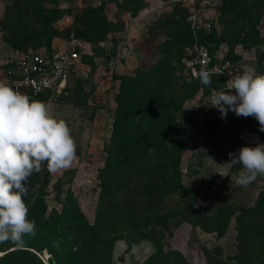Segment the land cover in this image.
<instances>
[{"label": "trees", "instance_id": "1", "mask_svg": "<svg viewBox=\"0 0 264 264\" xmlns=\"http://www.w3.org/2000/svg\"><path fill=\"white\" fill-rule=\"evenodd\" d=\"M123 2L134 4L136 0ZM179 4L175 2L171 11L156 22L164 36L156 44L157 58L149 65L134 68L131 74L114 76L118 86L113 96L115 107L105 159L98 171L94 221H86L69 192L59 211L51 208L46 213L41 189L26 185L24 200L29 208L28 218L35 221V232L23 237V248L8 249L17 244L0 242V250L4 251L0 264H111L112 243L123 236L152 243L153 252L140 264H184L178 253L161 250L159 239L168 223L185 221L191 227L221 236L233 214L236 253L223 259L217 247L203 248L206 264H264V193H259L248 207L234 210L217 206L204 212L193 208L196 190L183 186L180 176V157L189 123L183 103L199 89L204 95L223 86L222 80L214 76L211 81H220L217 87L192 77L184 66L183 48L197 43L212 54L225 43V58L236 62L240 57L233 53L234 46L240 45L242 50L264 47V36L257 29L264 0H221L220 17L230 26L219 32L209 24L207 29L198 27L192 33L184 13L186 8ZM137 8L139 4L134 5L133 13ZM45 11L41 30L29 33L24 31L18 12L6 42L17 49L31 45L48 50L50 39L57 33L51 22L61 17L64 10L50 7ZM76 21L81 28L75 27V33L92 41L103 39L111 27L100 4L84 6ZM114 45L108 55L114 53ZM184 68L186 74L182 73ZM216 126L211 121L204 122L203 129L208 133L205 140L220 133ZM242 126L264 142L257 120L244 124L237 119L224 132ZM223 137L227 139L226 135ZM44 254L48 255L45 261L41 259Z\"/></svg>", "mask_w": 264, "mask_h": 264}, {"label": "rangeland", "instance_id": "2", "mask_svg": "<svg viewBox=\"0 0 264 264\" xmlns=\"http://www.w3.org/2000/svg\"><path fill=\"white\" fill-rule=\"evenodd\" d=\"M119 3L117 4L116 3ZM0 0V68L13 49L5 40L11 27L16 25V15L22 16L23 28L26 33L39 32L47 12L45 9L57 7L64 14L51 22L57 32L49 42L51 47L71 46L77 49L83 62L80 76H70L66 82V93L58 98L45 102L54 116L68 123L71 134L76 141V159L71 167L56 172H48L46 164L44 171L34 173L26 185H32L33 190L41 189L42 198L46 204V213L51 208L60 210L61 201L69 192L76 202L79 212L88 223L95 218V207L98 196L99 168L105 159V148L108 142L115 102L113 96L117 91L118 75L131 74L134 68L151 64L158 56L156 44L164 36L160 33L157 21L171 11L175 2L186 8V16L190 11L200 19L207 21L217 32L225 26H230L220 17L218 7L221 0H136L128 4L123 0ZM102 6L103 16L110 22V31L101 40L92 41L75 33V27L81 28L76 16L80 15L84 6ZM135 4L139 8L133 13ZM143 20L141 13H145ZM187 19V18H186ZM260 35L264 36V4L261 17L257 24ZM44 39V38H43ZM129 42L131 45L126 57L111 69L105 66V59L115 42ZM220 45L228 48L225 43ZM219 45V46H220ZM44 46L27 45L22 49H38ZM238 56L242 57L244 68H253L257 73H264L263 46L256 49L242 50L236 45ZM46 49V48H45ZM237 55V54H236ZM262 56V57H261ZM92 64L95 65L92 67ZM185 66V65H184ZM187 69L182 73L186 74ZM220 81H211L214 87ZM223 89H213L207 94H201L200 89L183 103L189 119L188 136L180 157V176L183 186L196 190L193 208L211 212L217 206L237 210L251 206L259 193H264V175L247 186L237 185L232 177L238 173L241 165H229L232 153L235 155L244 146L254 147L262 142L257 134L249 132L244 126L234 131L224 132L235 120L244 124L256 121L253 116H237L231 110L221 119L217 108L205 105L212 95ZM199 105V106H197ZM216 123L220 133L210 140L203 129L204 122ZM214 135V134H212ZM226 135V140L224 137ZM208 138V137H207ZM227 176H221L224 172ZM172 201H169L170 205ZM168 223L167 229L159 239L162 252L178 253L184 264H206L203 248L219 249L223 259L236 253V230L234 214L230 218L225 232L216 236L214 232H204L198 227H191L187 222ZM11 248H23L15 245ZM33 250V249H31ZM154 250L152 243L143 238L123 236L116 238L111 247V264H140ZM0 250V255L3 253ZM44 259V255H41ZM48 264V263H46Z\"/></svg>", "mask_w": 264, "mask_h": 264}, {"label": "clouds", "instance_id": "3", "mask_svg": "<svg viewBox=\"0 0 264 264\" xmlns=\"http://www.w3.org/2000/svg\"><path fill=\"white\" fill-rule=\"evenodd\" d=\"M212 75L206 68L197 74L205 85L211 83ZM225 89L215 92L205 105L217 108L221 119L229 110L237 116H253L264 132V73L246 68L230 75ZM76 147L65 120L54 116L44 102L0 81V242L22 245L24 236L34 234L35 221L28 218L24 200L26 183L34 173L44 171L45 164L50 173L71 167ZM228 155L230 166L241 165L232 177L237 185L247 186L264 175V143L244 145ZM221 176L228 177V172Z\"/></svg>", "mask_w": 264, "mask_h": 264}, {"label": "built area", "instance_id": "4", "mask_svg": "<svg viewBox=\"0 0 264 264\" xmlns=\"http://www.w3.org/2000/svg\"><path fill=\"white\" fill-rule=\"evenodd\" d=\"M144 14H146V11L140 14L141 20H143ZM187 21L192 33L198 27L204 29L209 27L207 21L200 19L192 11H190ZM235 47L233 53L238 55ZM130 49L129 42H116L114 53L108 55L105 59V66H108L110 70L115 68L117 63L126 57ZM226 51L227 48L220 45L211 54L205 46L191 43L183 48V62L194 78H198L197 69L199 71L202 68L211 70L213 72L212 76L222 80V89H225L230 75L235 76L246 69L241 65V56L238 61L232 62L225 58ZM2 65V68H0V81L9 84L16 91L28 95L32 99L44 103L66 93L68 77L83 74L81 56L77 49L71 46L51 47L48 50L44 48H13ZM221 71L222 74H218ZM225 90L227 91V89ZM211 91L213 92V89ZM231 91L234 93V90ZM47 256V254H44V259ZM41 259L43 260L42 257Z\"/></svg>", "mask_w": 264, "mask_h": 264}]
</instances>
